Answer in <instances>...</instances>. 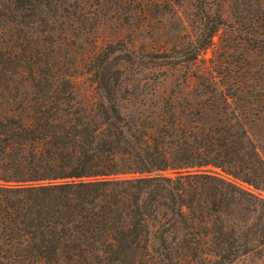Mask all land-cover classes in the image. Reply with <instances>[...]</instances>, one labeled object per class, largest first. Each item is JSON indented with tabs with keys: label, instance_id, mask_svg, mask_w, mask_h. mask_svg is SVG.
Wrapping results in <instances>:
<instances>
[{
	"label": "trees",
	"instance_id": "1",
	"mask_svg": "<svg viewBox=\"0 0 264 264\" xmlns=\"http://www.w3.org/2000/svg\"><path fill=\"white\" fill-rule=\"evenodd\" d=\"M209 1L199 36L160 56L159 69L188 66L210 48L222 23ZM85 6L0 0V264L221 256L235 222L264 204L250 190L264 192L263 162L221 106L123 114L129 84L111 71L108 50L89 60L101 100L85 105L71 80L79 48L70 40Z\"/></svg>",
	"mask_w": 264,
	"mask_h": 264
},
{
	"label": "rangeland",
	"instance_id": "2",
	"mask_svg": "<svg viewBox=\"0 0 264 264\" xmlns=\"http://www.w3.org/2000/svg\"><path fill=\"white\" fill-rule=\"evenodd\" d=\"M85 1L70 38L79 48L71 80L85 105L101 100L89 60L108 50L111 71L120 68L129 84L123 114L135 120L161 109L221 106L234 113L264 164V0H210L209 13L222 23L212 45L173 69H159L158 58L199 36L205 0ZM250 190L264 200V192ZM235 227L232 249L202 255L201 264H264V204Z\"/></svg>",
	"mask_w": 264,
	"mask_h": 264
}]
</instances>
